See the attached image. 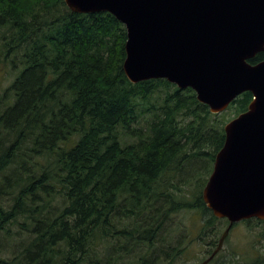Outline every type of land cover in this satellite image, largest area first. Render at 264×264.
I'll return each instance as SVG.
<instances>
[{"label": "trees", "instance_id": "trees-1", "mask_svg": "<svg viewBox=\"0 0 264 264\" xmlns=\"http://www.w3.org/2000/svg\"><path fill=\"white\" fill-rule=\"evenodd\" d=\"M125 41L105 11L0 0V52L22 67L0 93V264H123L122 250L133 251L127 264H175L189 244L169 240L177 211L199 213L196 239L215 249L223 221L203 202L207 179L187 195L170 189L181 191L174 180L192 181L194 168L212 170L228 110L245 111L252 94L211 113L191 88L132 83ZM255 246L208 264H264Z\"/></svg>", "mask_w": 264, "mask_h": 264}, {"label": "water", "instance_id": "water-1", "mask_svg": "<svg viewBox=\"0 0 264 264\" xmlns=\"http://www.w3.org/2000/svg\"><path fill=\"white\" fill-rule=\"evenodd\" d=\"M76 13L108 12L126 30L122 64L132 83L165 79L191 88L211 113L225 111L250 92L247 109L224 124V142L204 187L205 206L231 227L264 221V0H63Z\"/></svg>", "mask_w": 264, "mask_h": 264}, {"label": "rangeland", "instance_id": "rangeland-1", "mask_svg": "<svg viewBox=\"0 0 264 264\" xmlns=\"http://www.w3.org/2000/svg\"><path fill=\"white\" fill-rule=\"evenodd\" d=\"M21 69L22 67L13 68L11 66V62L9 61V59L5 58L2 55V52H0V93H2L9 86L13 77H15ZM235 116L236 115H234L232 112H229L228 110V118L232 119ZM177 119L178 121H180L179 120L180 117H178ZM125 140L131 141L132 137L126 136ZM199 168L200 167L194 168L189 173V175H193V177L191 178L192 181L190 182L188 180L184 181V178L181 181H179L178 179L174 180V184L179 188H181V191H177L173 189H170V191H174L175 194L187 195L190 191H192L195 181H196V187L201 186V184H203L204 181L208 178L209 174L211 173V170L209 171V173L202 174L201 177H198L199 174L207 171L202 168L201 169ZM186 178H188V176ZM200 220L201 218L199 213L192 214V212H184V211H177L176 213L171 214L167 219L166 229L167 230L169 229L168 234L172 235L171 227H176L175 234L172 235L173 239L172 237L169 238L170 242L174 240L173 245L178 244L177 240H180L181 243L183 242V245L185 244V242L189 243L187 246L188 248L187 253L185 254V256L182 255L180 259L176 261L175 264H199L202 260H204L208 256V253H206L208 246L205 245L204 241L202 240L198 241L196 239L198 236L197 233H199L198 229L200 227V222H199ZM221 220L223 222L221 224L219 223L217 224V226L221 225V230L219 233H217L216 239L220 237L221 233L226 227V222H224V220L225 221L227 220L224 218H222ZM185 227H190V228L188 230V234L184 238L182 234L186 233V231L184 230ZM167 230H165V233H167ZM211 235L212 232L210 231L209 236ZM167 243L169 242L167 241ZM252 244H255L256 245L255 248L258 249L259 251L264 250V226L262 224H256L254 222H250V223L244 221L237 222L231 227L228 235L226 236L223 242V247L220 250L222 251L220 252L221 253L220 257H222L221 255H224V257L227 258L228 256H232V254L234 253L237 254L239 251L245 252L246 255H248L251 252ZM159 245L161 246V244H158V247H160ZM122 252L123 253L120 260L121 263L123 264L129 263V261L132 260L133 251L130 253H126V251L122 250ZM217 261H218V257H217ZM159 264H167V263L160 262Z\"/></svg>", "mask_w": 264, "mask_h": 264}]
</instances>
